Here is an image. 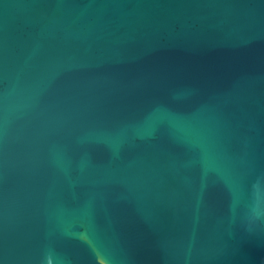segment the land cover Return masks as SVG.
Wrapping results in <instances>:
<instances>
[{"label": "water", "instance_id": "obj_1", "mask_svg": "<svg viewBox=\"0 0 264 264\" xmlns=\"http://www.w3.org/2000/svg\"><path fill=\"white\" fill-rule=\"evenodd\" d=\"M0 264H264V0H0Z\"/></svg>", "mask_w": 264, "mask_h": 264}]
</instances>
